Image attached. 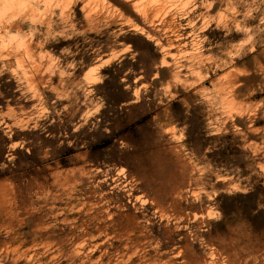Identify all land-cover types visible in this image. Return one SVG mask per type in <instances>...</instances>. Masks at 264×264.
<instances>
[{
    "label": "rangeland",
    "instance_id": "obj_1",
    "mask_svg": "<svg viewBox=\"0 0 264 264\" xmlns=\"http://www.w3.org/2000/svg\"><path fill=\"white\" fill-rule=\"evenodd\" d=\"M0 33V264H264V0H0Z\"/></svg>",
    "mask_w": 264,
    "mask_h": 264
},
{
    "label": "bare ground",
    "instance_id": "obj_2",
    "mask_svg": "<svg viewBox=\"0 0 264 264\" xmlns=\"http://www.w3.org/2000/svg\"><path fill=\"white\" fill-rule=\"evenodd\" d=\"M21 1V0H20ZM23 1V0H22ZM132 1V0H131ZM112 2V1H111ZM122 2H125V1H122ZM129 2V1H128ZM126 4V3H125ZM128 4H130V3H128ZM222 4V3H221ZM116 5V4H115ZM84 6V5H83ZM131 6V5H130ZM32 7V6H31ZM121 8V7H120ZM131 7H129V9H130ZM46 10V9H45ZM155 10V9H154ZM213 10V9H212ZM39 11V10H38ZM157 11H159V10H157ZM36 12H37V10H36ZM141 12V11H140ZM174 14H176V13H174ZM178 17V16H177ZM230 18V17H229ZM172 20H174V19H172ZM138 21V20H137ZM157 21V20H156ZM167 22V21H166ZM168 22H169V20H168ZM164 23V22H163ZM172 23V22H171ZM6 24V23H5ZM140 24V23H139ZM171 25V24H170ZM176 25V24H175ZM3 26V25H2ZM8 26H11L12 27V24L10 25V24H8ZM13 26H14V28H15V23H13ZM168 26H169V24H168ZM172 27V26H171ZM177 27V26H176ZM92 28V27H91ZM168 28V27H167ZM6 29V28H5ZM146 29H147V27H146ZM176 30V29H175ZM3 31H4V29H3ZM177 31V30H176ZM151 32V31H150ZM152 32H154V31H152ZM169 32V31H168ZM167 32V33H168ZM155 33H157V32H155ZM1 34V33H0ZM152 34V33H151ZM184 34V33H183ZM161 35H162V33H161ZM168 35V34H167ZM171 35V34H170ZM163 37V36H162ZM166 39V38H165ZM170 39V38H169ZM31 40V39H30ZM32 41V40H31ZM166 41V40H165ZM181 41V40H180ZM35 42V41H34ZM34 42H32V43H34ZM165 43V42H164ZM35 44V43H34ZM11 46V45H10ZM36 46V45H35ZM9 48V47H8ZM263 50V49H262ZM259 52V51H258ZM24 53V52H23ZM25 55V54H24ZM262 55V54H261ZM20 56H22V55H20ZM26 56V55H25ZM27 57V56H26ZM29 57H31V56H29ZM18 58V57H17ZM170 58V57H169ZM260 58V57H259ZM262 58V57H261ZM28 59V58H27ZM167 59H168V57H167ZM15 60H17V59H15ZM21 60V59H20ZM26 60V59H25ZM248 60V59H247ZM261 60V59H260ZM256 61H258V59H256ZM18 60H17V64H18ZM28 62V61H27ZM26 62V63H27ZM16 63V62H15ZM21 63H22V61H21ZM20 63V64H21ZM244 63V65H245V62H243ZM250 63V62H249ZM262 63V62H261ZM252 64V63H251ZM23 65V64H22ZM257 65V64H256ZM256 65H255V67H256ZM241 66V65H240ZM253 66V65H252ZM262 66H263V63H262ZM39 67V66H38ZM243 67V66H242ZM247 67V66H246ZM245 67V69H247ZM264 67V66H263ZM167 68V67H166ZM231 68H233V67H231ZM249 68V67H248ZM25 69V68H24ZM32 69V68H31ZM39 69H40V71H41V68L39 67ZM215 69H216V67H215ZM257 69V68H256ZM25 70H27V69H25ZM36 70H38V69H36ZM171 70H173V69H171ZM238 70H240V68L238 69ZM255 70V69H254ZM230 72H231V70H229ZM228 71V72H229ZM248 71V70H247ZM251 71H252V69H251ZM170 72V71H169ZM222 72V71H221ZM225 72V71H224ZM242 72H243V70H242ZM23 73H24V70H23ZM35 73H36V71H35ZM43 73V72H42ZM227 73V72H226ZM233 73V72H232ZM26 76H28V74H26V73H24ZM246 74V73H245ZM248 74V73H247ZM259 74V73H258ZM257 74V75H258ZM262 74H264V73H262ZM31 75V76H30ZM28 77L30 78V77H32V74H30ZM40 74H38V76H39ZM226 75V74H225ZM229 75H232V74H229ZM253 75V74H252ZM60 76H62V75H60ZM87 76H89V75H87ZM222 76V75H221ZM234 76V75H233ZM232 76V77H233ZM262 76V75H261ZM25 77V76H24ZM27 77V78H28ZM41 77V76H40ZM39 77V78H40ZM43 77V76H42ZM41 77V78H42ZM216 77V76H215ZM220 77V76H219ZM232 77H229V79H232ZM245 77V76H244ZM35 78V77H34ZM38 78V77H37ZM39 78L37 79V80H39ZM221 79H222V77H221ZM228 79V78H227ZM226 79V80H227ZM239 79V78H238ZM262 79V78H261ZM36 80V79H35ZM46 80V79H45ZM27 81V80H26ZM223 81V80H222ZM243 81H245V80H243ZM224 82V81H223ZM247 82V81H246ZM31 83V82H30ZM242 83V82H241ZM261 83V82H260ZM215 84V83H214ZM240 85H242V84H240ZM246 85V84H245ZM263 85V84H262ZM223 86V85H222ZM225 86V85H224ZM223 86V87H224ZM248 87H250L249 86V84H248ZM264 87V86H263ZM243 88V87H242ZM245 88V87H244ZM185 89V88H184ZM195 89V88H194ZM198 89V88H197ZM196 89V90H197ZM224 89V88H223ZM216 90V89H215ZM231 90V89H230ZM238 90H239V88H238ZM249 90H252V89H249ZM189 92V91H188ZM242 92V91H241ZM244 92V91H243ZM251 92V91H250ZM178 94V93H177ZM187 96V95H186ZM229 96V95H228ZM246 96H247V94H246ZM232 97V96H231ZM250 98V97H249ZM244 99H245V97H244ZM239 102V101H238ZM244 109V108H243ZM261 111V110H260ZM251 112V111H250ZM254 113V112H253ZM264 113V112H263ZM250 114V113H249ZM259 114V113H258ZM254 115V114H253ZM260 116V115H259ZM246 117H248V116H246ZM254 117V116H253ZM256 117V116H255ZM262 117V116H261ZM235 118V117H234ZM233 118V119H234ZM252 118V117H251ZM253 119V118H252ZM251 119V120H252ZM235 120V119H234ZM248 121V120H247ZM250 121V120H249ZM256 121V120H255ZM230 122H231V120H230ZM229 122V124H232V123H230ZM240 122V121H239ZM238 122V123H239ZM242 122V121H241ZM241 122H240V124H241ZM228 124V125H229ZM227 125V124H226ZM233 125H234V123H233ZM240 127V126H239ZM159 128H160V126H159ZM238 128V127H237ZM250 128V127H249ZM255 128V127H254ZM171 129H172V127H171ZM234 129V128H233ZM239 129V128H238ZM244 129V128H243ZM246 129H247V127H246ZM251 129V128H250ZM258 129V128H257ZM160 130V129H159ZM169 130H170V128H169ZM174 130V129H173ZM230 130V129H229ZM161 131V130H160ZM175 131V130H174ZM231 132L230 133H232V130H230ZM246 131H248V129L246 130ZM161 132H163V129H162V131ZM234 132V131H233ZM229 133V132H228ZM262 133V132H261ZM241 134V133H240ZM259 134V133H258ZM164 135V134H163ZM250 136V135H249ZM258 136V135H257ZM236 138V137H235ZM262 138V137H261ZM163 139V138H162ZM179 139L181 140V138H180V136H179ZM183 139V138H182ZM252 139V138H251ZM250 139V140H251ZM165 141V140H164ZM184 141V140H183ZM241 141V140H240ZM252 141H254L253 139H252ZM257 141V140H256ZM166 142V141H165ZM243 142V141H242ZM249 142V141H248ZM240 143V142H239ZM247 143V142H246ZM261 145V144H260ZM176 148V147H175ZM171 149V148H170ZM262 154V153H261ZM176 156V155H175ZM181 156V155H180ZM184 156V155H183ZM260 156V155H259ZM254 158V157H253ZM187 159H188V157H187ZM260 159V158H259ZM184 160V159H183ZM182 160V161H183ZM186 160V159H185ZM263 160V159H262ZM259 161V160H258ZM187 163V162H186ZM253 163V162H252ZM256 163V162H255ZM258 164V163H257ZM185 166H186V164H185ZM190 166V165H189ZM192 166V165H191ZM183 168H184V166H183ZM182 168V169H183ZM188 168V167H187ZM185 169V168H184ZM183 169V170H184ZM191 169V168H190ZM189 169V170H190ZM197 169V168H196ZM188 171V170H187ZM189 173V172H188ZM184 174V173H183ZM190 174V173H189ZM188 174V175H189ZM187 175V174H186ZM197 175H199V174H197ZM187 177V176H186ZM188 178H186V180H187ZM188 181H185V183H187ZM185 183H184V185H185ZM194 183V182H193ZM182 184V183H181ZM196 184V183H195ZM187 185H188V183H187ZM1 187H3V186H1ZM178 187H180L179 185H178ZM181 188H182V186H181ZM186 187H184V189H185ZM181 190V189H180ZM176 191V190H175ZM179 191V190H178ZM42 192V191H41ZM174 192V191H173ZM185 192V191H184ZM188 192V191H187ZM39 193H40V191H39ZM177 193V192H176ZM56 194H58V193H56ZM174 194V193H173ZM185 194V193H184ZM191 194H192V191H191ZM20 195V194H19ZM183 195V194H182ZM23 196V195H22ZM32 196V195H31ZM188 196V195H187ZM19 197V196H18ZM28 197V196H27ZM56 197V196H55ZM173 198V197H172ZM57 199V198H56ZM171 199V198H170ZM177 199V198H176ZM195 199V198H194ZM178 200V199H177ZM180 200V199H179ZM178 200V201H179ZM184 200V199H183ZM186 200V199H185ZM36 202V201H35ZM181 202V201H180ZM21 203V202H20ZM165 204V203H164ZM172 204V203H171ZM15 205V202L13 201V199H12V193H11V191H9V190H7V189H3V190H1L0 191V229H7L8 231H9V233L12 235V237H14L15 236V224L13 223V221H14V218H15V211H16V209L18 208L17 206H18V204L16 205V207L14 206ZM152 205V204H151ZM156 205V204H155ZM22 206H23V204H22ZM34 206V205H33ZM54 206V205H53ZM35 207V206H34ZM37 207V206H36ZM187 208V207H186ZM24 209V208H23ZM159 209V208H158ZM158 211V210H157ZM59 213V212H58ZM21 214H23V213H21ZM27 214V213H26ZM160 214V213H159ZM193 214V213H192ZM25 215V214H24ZM24 215H22V216H24ZM41 215H43V214H41ZM21 216V215H20ZM21 216V217H22ZM159 216V215H158ZM188 216V215H187ZM28 217V216H27ZM41 217V216H40ZM189 217V216H188ZM192 217V216H191ZM24 218V217H23ZM29 218V217H28ZM31 218V217H30ZM29 218V219H30ZM200 218V217H199ZM205 218V217H204ZM22 219V218H21ZM201 219V218H200ZM24 220V219H23ZM26 220V219H25ZM127 220V219H126ZM31 221H33V220H31ZM35 221H37V220H35ZM125 221V220H124ZM198 221V220H197ZM30 222V221H29ZM29 222H28V224H29ZM65 222V221H64ZM199 222V221H198ZM197 222V223H198ZM32 223V222H31ZM90 223V222H89ZM122 223H124V222H122ZM132 223V222H131ZM148 225V224H147ZM146 224H145V226H147ZM165 226V225H164ZM28 227V226H27ZM150 227V226H149ZM148 227V228H149ZM172 230V229H171ZM174 230V229H173ZM25 234V233H24ZM195 234V233H194ZM196 235H197V233H196ZM29 236V235H28ZM164 236V235H163ZM200 239V238H199ZM14 240V239H13ZM12 240V241H13ZM190 242H191V239H190ZM6 243V242H5ZM33 243V242H32ZM209 243V242H208ZM72 244V243H71ZM210 244H212V243H210ZM70 246V245H69ZM211 246V245H210ZM217 246V245H216ZM68 248H70V247H68ZM189 248H191V247H189ZM6 249V248H5ZM243 249V248H242ZM242 249H240V250H242ZM245 249V248H244ZM222 249L220 248V251H221ZM235 250V249H234ZM246 250V249H245ZM8 251V250H7ZM10 251V250H9ZM216 251V250H215ZM239 251V250H238ZM226 252V251H225ZM235 252V251H234ZM240 252V251H239ZM263 252V251H262ZM10 253V252H9ZM215 253V252H214ZM185 254V253H184ZM203 254H204V251H203ZM217 254V253H216ZM218 254H219V252H218ZM234 254H236L237 255V253L235 252ZM240 254H241V252H240ZM240 254H238V255H240ZM247 254V253H246ZM264 254V253H263ZM220 255V254H219ZM248 255V254H247ZM249 255H251V254H249ZM198 256V255H197ZM228 256V255H227ZM241 257V256H240ZM124 258V257H123ZM167 258V257H166ZM207 258V257H206ZM228 258V257H227ZM243 258H245V257H243ZM249 258V257H248ZM253 258V257H252ZM251 258V259H252ZM58 259V258H57ZM165 259V258H164ZM235 259V258H234ZM239 259V258H238ZM113 260V259H112ZM111 260V261H112ZM197 260V259H196ZM223 260V259H222ZM230 260V259H229ZM8 261V260H7ZM37 261V260H36ZM217 261V260H216ZM237 261V260H236ZM262 261V260H261ZM196 262V261H195ZM228 262V261H227ZM238 262V261H237ZM241 262V261H240ZM245 262V261H244ZM248 262V261H247ZM229 263H231V262H229ZM249 263V262H248ZM251 263H252V261H251ZM199 264V263H198ZM220 264V263H219ZM247 264V263H246ZM253 264V263H252Z\"/></svg>",
    "mask_w": 264,
    "mask_h": 264
}]
</instances>
